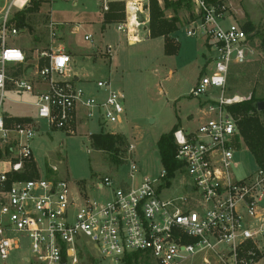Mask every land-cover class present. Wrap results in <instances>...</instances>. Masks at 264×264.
<instances>
[{
	"label": "built area",
	"instance_id": "2783aa9c",
	"mask_svg": "<svg viewBox=\"0 0 264 264\" xmlns=\"http://www.w3.org/2000/svg\"><path fill=\"white\" fill-rule=\"evenodd\" d=\"M32 1L10 0L0 20V261L24 246L29 254L19 261L26 264H79V251L86 247L115 261L137 252L151 264L207 263L209 258L218 264H254L264 250V170L233 176L243 140L228 108L239 96L227 93L231 68L247 62L253 48L242 25L228 20L225 4L192 0L196 15L184 27L185 35L200 38L210 54L189 90L199 103L198 125L173 132L174 158L180 163L174 176L182 178L184 193L161 195L171 184L162 168L157 176L126 187L99 177L96 188L110 189L109 198L100 201L64 178L17 177L33 157L39 121L51 130H68L91 119L100 125L120 123L124 115V96L112 82L99 78L93 88L78 84L64 50L50 47L28 57L8 44L18 32L11 19ZM101 1L104 11L108 1L125 2L127 22L117 23L119 30L133 21L137 26L147 10L140 0ZM49 36H56L52 22ZM8 92L32 95L34 115L7 121L13 117L2 108ZM136 170L131 161L130 178Z\"/></svg>",
	"mask_w": 264,
	"mask_h": 264
},
{
	"label": "rangeland",
	"instance_id": "374dc122",
	"mask_svg": "<svg viewBox=\"0 0 264 264\" xmlns=\"http://www.w3.org/2000/svg\"><path fill=\"white\" fill-rule=\"evenodd\" d=\"M9 1L0 0V20ZM35 1L39 2V7L26 10ZM188 2V8L181 7L176 11L180 23L173 36L179 46L177 52L171 55L164 52L163 38L148 37L147 27L143 24L136 26L131 23L130 29L126 26L119 30L115 22L102 28L105 11L101 9V0H34L28 7L16 11H24L26 25L17 26L18 32L8 39V44L22 46L26 55L31 57L34 54L27 52L29 48L48 47L49 22H52L56 43H62L65 51L68 49L75 54L71 70L72 74L80 75L78 84L83 85L85 79L89 81L85 87L93 88L97 79H109L124 96V117L120 123L100 125L91 119L68 130H51L39 121L36 137L31 142L33 157L26 164L23 174L34 167L36 175L33 178H64L76 190L79 183L90 198L100 201L107 200L110 193L108 188L99 190L95 186L97 179L103 175L109 176L116 185L126 187L138 184L144 176L159 174L163 166L157 139L176 124L195 129L200 116L198 100L189 95V90L210 54L200 38L185 35V24L196 15L195 4L192 0ZM220 2L229 12L228 20H237L239 24L248 22L258 30L264 28V0ZM159 4L162 5L161 0ZM165 13L173 15L175 12L165 9ZM143 15L146 17L145 13ZM122 22H127L126 17ZM70 27L74 29L70 30ZM255 46L249 60L240 64L239 71L233 76L235 80L228 83V95L237 94L240 100L248 99L252 91L256 98H264V49L257 37ZM33 103L34 97L28 93L8 92L2 108L11 115L31 117L35 113ZM260 118L264 121L263 115L260 114ZM96 133L123 136L122 144H118L120 161L92 145L91 135ZM130 144L134 147L131 151L128 150ZM131 161L137 165L134 178L129 176ZM256 169L252 154L242 142L231 166L233 176L243 178ZM181 181L179 175L171 177L170 186L161 195L183 194ZM260 205L264 208V199ZM21 240L22 246L25 245L26 240ZM21 254L28 255L29 250L23 246L0 264H26L20 263ZM260 254L255 264H264V250ZM79 264H122V261L102 257L86 247L81 251ZM192 264L218 263L209 258L207 263L198 260Z\"/></svg>",
	"mask_w": 264,
	"mask_h": 264
},
{
	"label": "trees",
	"instance_id": "16d2710c",
	"mask_svg": "<svg viewBox=\"0 0 264 264\" xmlns=\"http://www.w3.org/2000/svg\"><path fill=\"white\" fill-rule=\"evenodd\" d=\"M160 0H147L145 7L148 11V37L150 38H163L164 52L168 55L175 54L178 50V42L174 41V33L179 29V18L176 16V11L181 7L188 8V0H161L162 5L159 4ZM209 3H215L221 0H205ZM39 2L35 1L32 7L28 9H37ZM125 4L122 1H110L108 3V9L102 15V28L111 23L122 22L125 18L124 14ZM171 9L175 12L171 16L165 15V9ZM24 27L25 16L24 11L15 13L11 19L10 26ZM244 31L248 34L249 44L254 49L255 37L259 39L260 47L264 49V28L258 30L254 25L246 22L241 24ZM240 65H234L228 75V83L235 80L234 75L239 71ZM229 88V87H228ZM262 99L255 97L254 91L251 92L248 99L240 100L232 104L229 108L231 113L235 116L238 122V130L242 137L243 144L252 154L257 168L264 170V121L261 120L260 114L264 116V108L257 110V102ZM264 100V98H263ZM28 118L12 117L7 121H23ZM179 127L176 124L172 130L163 133L156 141L160 161L163 168L167 172V177L174 176L175 171L180 167V163L174 158L175 143L173 139V132ZM123 136L121 134L112 133H96L91 135V143L99 150L108 152V154L120 161L118 144H122ZM36 175L34 167L31 171L24 174H20L17 177L21 179H30ZM170 183L169 180L167 181ZM82 251V250H81ZM79 251V257L81 255ZM139 253L133 252L123 256L121 259L122 264H151L146 257L139 259Z\"/></svg>",
	"mask_w": 264,
	"mask_h": 264
},
{
	"label": "crops",
	"instance_id": "0c3cea01",
	"mask_svg": "<svg viewBox=\"0 0 264 264\" xmlns=\"http://www.w3.org/2000/svg\"><path fill=\"white\" fill-rule=\"evenodd\" d=\"M132 1V0H131ZM141 1V3H143V4H147V0H146V2H144L143 0H140ZM170 9V8H169ZM146 14V17L143 15V14ZM143 14H142V16H141V22L139 23V24H143L144 26H145V28L147 27V21H148V11L147 10H145L144 12H143ZM165 15L166 16H171L172 14H167V13H165ZM194 18V17H193ZM179 21H180V18H179ZM189 22V21H188ZM50 23V22H49ZM185 25H187V24H185ZM128 26V28H129V25H127ZM185 27V26H184ZM72 29H74L73 27H70V30H72ZM130 29V28H129ZM133 29H134V27H133ZM146 33L148 34V29H147V31H146ZM48 47H46V48H37V47H31V48H29L28 50H27V52L29 53L30 52V54L32 53V54H35L36 53V51H40V50H48L50 47H51V49L52 50H56V49H62V50H64V48H65V46L62 44V43H56L57 41H56V39H51L50 38V36H49V38H48ZM56 43V44H55ZM55 44V45H54ZM203 45V44H202ZM24 53H26L24 50H23V48H22V46H20L19 47ZM67 51H65L66 53H68L69 55H70V59H71V61H70V64H71V68H73V60H74V57H75V54L74 53H72L70 50H68V49H66ZM72 71H73V69H72ZM74 76H76L75 78H79L80 79V75L79 74H77V73H75L74 74ZM81 79H83V77L81 78ZM84 80V86H86V84H88L89 83V81L88 80H86L85 81V79H83ZM6 111V110H5ZM7 112V111H6ZM8 113V112H7ZM10 114V113H9ZM11 115V114H10ZM11 116H13V117H22V116H15V115H11ZM31 116V115H30ZM123 117H124V115H123ZM123 120V119H122ZM261 209H263L264 210V208H263V206L261 207ZM264 224V223H263ZM262 228H263V226H262ZM26 255L27 254H21L20 255V257L21 256H23V257H26ZM260 257V256H259ZM258 260V259H257ZM256 260V261H257ZM256 263V262H255ZM254 263V264H255Z\"/></svg>",
	"mask_w": 264,
	"mask_h": 264
},
{
	"label": "water",
	"instance_id": "95a60500",
	"mask_svg": "<svg viewBox=\"0 0 264 264\" xmlns=\"http://www.w3.org/2000/svg\"><path fill=\"white\" fill-rule=\"evenodd\" d=\"M264 108V101L263 100H261V101H258L257 102V107H256V109L257 110H262ZM263 240H264V233H263Z\"/></svg>",
	"mask_w": 264,
	"mask_h": 264
},
{
	"label": "bare ground",
	"instance_id": "6f19581e",
	"mask_svg": "<svg viewBox=\"0 0 264 264\" xmlns=\"http://www.w3.org/2000/svg\"><path fill=\"white\" fill-rule=\"evenodd\" d=\"M132 23H134V21ZM132 41H133V39L131 40V43H132Z\"/></svg>",
	"mask_w": 264,
	"mask_h": 264
}]
</instances>
